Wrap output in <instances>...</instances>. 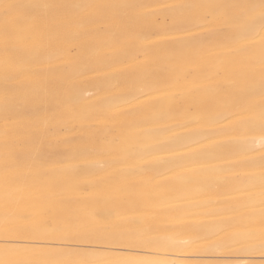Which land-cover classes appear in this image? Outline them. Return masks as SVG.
Instances as JSON below:
<instances>
[{
    "label": "bare ground",
    "instance_id": "1",
    "mask_svg": "<svg viewBox=\"0 0 264 264\" xmlns=\"http://www.w3.org/2000/svg\"><path fill=\"white\" fill-rule=\"evenodd\" d=\"M6 2L41 7L0 42V260L264 264L259 34L228 39L202 7L259 0Z\"/></svg>",
    "mask_w": 264,
    "mask_h": 264
},
{
    "label": "snow or ice",
    "instance_id": "2",
    "mask_svg": "<svg viewBox=\"0 0 264 264\" xmlns=\"http://www.w3.org/2000/svg\"><path fill=\"white\" fill-rule=\"evenodd\" d=\"M40 5H27L20 3H9L6 0H0V12L3 15V25L0 27V42L3 43L5 50L15 48L18 39V34L22 27L32 17ZM43 7H52L51 5H43ZM209 10L208 17L210 23L218 25L217 31L229 29L227 33L228 39H236L237 42L254 40L257 32L259 34L260 43V83L259 92L261 96V105L259 117L264 123V0H259V4L253 3H218L203 5ZM207 19V17H205ZM254 89H241L240 95L237 98V104L241 107L251 108L249 97ZM22 103L38 107L42 103L39 97L25 98ZM9 134V129H5V136ZM14 143L16 148L14 151L7 154L8 163L16 168L27 167L30 165L31 152L33 148V137L30 133L14 132ZM264 195V190H262ZM264 204V200H262ZM32 217L30 212L21 208L16 215L17 227L14 229L18 236L23 235L25 227L31 222ZM74 226L73 221H65V227L71 229ZM9 229L5 226V231ZM79 235V233H77ZM0 264H20V262H12L0 260Z\"/></svg>",
    "mask_w": 264,
    "mask_h": 264
},
{
    "label": "rangeland",
    "instance_id": "3",
    "mask_svg": "<svg viewBox=\"0 0 264 264\" xmlns=\"http://www.w3.org/2000/svg\"><path fill=\"white\" fill-rule=\"evenodd\" d=\"M261 136H263V134H261Z\"/></svg>",
    "mask_w": 264,
    "mask_h": 264
}]
</instances>
